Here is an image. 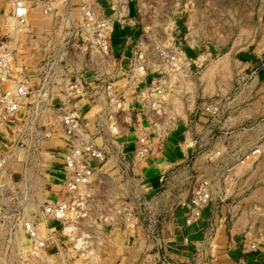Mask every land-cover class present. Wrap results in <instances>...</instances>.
Instances as JSON below:
<instances>
[{
	"label": "rangeland",
	"instance_id": "1",
	"mask_svg": "<svg viewBox=\"0 0 264 264\" xmlns=\"http://www.w3.org/2000/svg\"><path fill=\"white\" fill-rule=\"evenodd\" d=\"M13 1L0 0V43L9 49L11 69L0 93L18 74L37 84L45 56L74 33L81 0H45L55 3V18L43 13L42 0H24L25 26L11 14ZM98 1L108 7L107 0ZM129 6L135 35L151 58L161 43L182 51L180 64L167 73L163 111L142 112L129 97L118 128L110 126L118 134L107 127L109 134L97 141H112L117 149L107 153L105 164L89 161L95 183L81 190L79 214L62 221L41 214L43 205L66 197L71 172L59 114L77 107L91 118L103 108L62 104L57 88L50 103L36 102L34 95L22 99L0 132V154L8 158V171H0V264H156L162 254L177 264H195L198 245V264H264V0H131ZM117 36L115 31V53ZM208 106L217 108L214 115L205 111ZM142 134L152 149L135 159ZM256 148L258 154L241 162ZM199 178L212 187L198 219L204 236L175 258L165 231L183 211L185 219ZM26 219L51 236L45 254H35L21 229ZM235 246L240 253L234 261L224 253Z\"/></svg>",
	"mask_w": 264,
	"mask_h": 264
},
{
	"label": "built area",
	"instance_id": "2",
	"mask_svg": "<svg viewBox=\"0 0 264 264\" xmlns=\"http://www.w3.org/2000/svg\"><path fill=\"white\" fill-rule=\"evenodd\" d=\"M130 2L131 0H107L109 13L106 14L98 0H81L74 33L58 48H53V53L45 56L38 68L37 84L33 85L29 78L18 74L11 81L12 86L0 93V132L4 128V122L14 118L22 99L34 95L36 102L50 103L53 101V88L60 89L62 104L75 102L84 107L102 105V112L91 118L86 117V114L82 115L77 107H65L59 114L61 131L69 147L65 163L71 168V172L63 188L66 197L43 205V218L67 221L79 214L81 197L84 196L80 193L81 190L95 183L94 171L89 161H93L96 166L105 164L107 153L117 149L112 141L102 139L100 145L97 141L108 133L107 127L109 130L110 126L118 128L119 114L125 111L131 95L141 105L142 112L144 110L160 115L163 111L164 92L169 84L167 73L173 71L176 64H180L182 51L169 49L165 43H161L154 47L151 58L148 50L139 42V36L137 38L135 35L137 22L129 14ZM51 10L52 3L49 2L43 13L47 15ZM11 14L19 26L27 24L29 8L24 0L12 2ZM117 28L129 29V32L122 36L123 43L115 53L113 35ZM127 51L130 52L128 57L125 55ZM123 62H127L126 65ZM10 70L9 49L6 44L0 43V82L11 80ZM65 71H70L71 74L63 76ZM151 72L155 73L154 77L138 90L137 86L146 81ZM87 73L90 74L89 78L85 77ZM132 87L134 90L130 91ZM216 110L217 108L208 106L205 111L214 115ZM118 132L109 131L112 135H117ZM18 142L23 144L24 141L19 138ZM151 146L148 136L142 134L137 141L135 159L151 152ZM252 151L251 156V152L245 153L241 162L259 153L257 148ZM7 164L8 158L0 154V171H8ZM211 196L210 181L197 179L191 191L185 225H191L200 219L201 211L208 205ZM21 229L31 240L33 251L45 254V248L51 243V236H42L30 219L21 223ZM195 251L197 253L192 260L198 264L201 260V246H197ZM156 264L177 262L162 254L157 256Z\"/></svg>",
	"mask_w": 264,
	"mask_h": 264
},
{
	"label": "crops",
	"instance_id": "3",
	"mask_svg": "<svg viewBox=\"0 0 264 264\" xmlns=\"http://www.w3.org/2000/svg\"><path fill=\"white\" fill-rule=\"evenodd\" d=\"M42 3H44L43 6H45L47 4V3H45V0H42ZM129 8H130V6H129ZM56 9L57 8L55 7V3H52V11L49 14H47V15H51V17L53 15L52 18H55L56 15H55L54 11ZM104 9L107 10L106 13L108 14L109 13L108 9L106 7H104ZM33 21H34L33 19H29V22L31 24L33 23ZM57 22H56V24H57ZM66 22H67V20H66ZM58 23H59L60 26H62V24L65 23V21L63 19V20H61ZM60 26H59V28H60ZM116 31L118 32V36L117 37H119V39H120V44L119 45H121L123 43V40H124L122 38V36L124 34L128 33L129 29H122L121 30L120 28H117ZM114 42H115V39L113 38V44H114ZM53 50L54 49L49 51L48 55H50L51 52L53 53L54 52ZM54 89L55 88H53L52 90L54 91ZM183 212H182V217L179 216V215L177 216V221H176L177 224H176V226L171 228V230H169V231H165L166 232L165 233V235H166L165 239L168 242L169 253L171 254L172 257H175V258L176 257L178 258L179 256L183 257V256L187 255L188 252L191 249V244L193 245L195 243L194 241L202 239L203 236H204V227H202L201 223H199L198 221H196L195 223H193L191 225H185L184 224ZM201 215H203V213ZM239 248L240 247L235 246L234 250H232V251H230V250L227 251L226 250V253H224V255H226V257L230 258L231 260L235 261V259L238 258L239 253H240V249ZM229 249H230V247H229ZM244 258L245 257H243V260H244Z\"/></svg>",
	"mask_w": 264,
	"mask_h": 264
}]
</instances>
